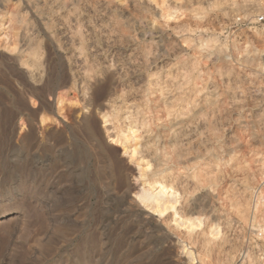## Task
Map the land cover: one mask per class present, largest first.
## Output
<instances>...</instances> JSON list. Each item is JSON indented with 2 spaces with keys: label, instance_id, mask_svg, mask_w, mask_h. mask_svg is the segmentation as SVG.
Masks as SVG:
<instances>
[{
  "label": "rangeland",
  "instance_id": "1",
  "mask_svg": "<svg viewBox=\"0 0 264 264\" xmlns=\"http://www.w3.org/2000/svg\"><path fill=\"white\" fill-rule=\"evenodd\" d=\"M10 17L0 264H183L179 242L199 264H234L253 232L246 264H264V0H0V31ZM104 113L135 124L147 179L176 188L201 229L125 203ZM214 225L224 237L208 243Z\"/></svg>",
  "mask_w": 264,
  "mask_h": 264
},
{
  "label": "bare ground",
  "instance_id": "2",
  "mask_svg": "<svg viewBox=\"0 0 264 264\" xmlns=\"http://www.w3.org/2000/svg\"><path fill=\"white\" fill-rule=\"evenodd\" d=\"M160 9L162 17H170V11L165 13L161 6ZM9 19L11 21L8 27L0 31V48L4 47L3 49L15 53L19 49V42L17 33L13 31V18L10 17ZM66 102L65 98L61 96L58 98L57 110L59 113L66 106ZM109 117L107 113H104L101 118L107 139H110V142L118 144L123 148L124 152L121 150L122 154L128 158L130 163L136 165L138 178L145 180L144 185L140 187L139 194L137 195L138 200L145 210L151 212L159 219L171 216V222L178 230H186L188 233H194L201 229L204 225L203 219L188 218L180 212L179 205L182 196L176 188L164 179H155L152 181L147 179V173L151 169V163L139 157L140 145L136 139L137 129L135 124L128 123L122 127H112ZM3 223L4 221H0V225ZM206 234L208 236V243H215L224 237V232L218 225L211 226ZM177 246L180 251L179 254L183 259V264H199L198 257L190 245L179 242Z\"/></svg>",
  "mask_w": 264,
  "mask_h": 264
},
{
  "label": "water",
  "instance_id": "3",
  "mask_svg": "<svg viewBox=\"0 0 264 264\" xmlns=\"http://www.w3.org/2000/svg\"><path fill=\"white\" fill-rule=\"evenodd\" d=\"M108 147L109 149H113L112 146L110 145ZM120 160L130 173L129 182L127 185V189L124 192L123 200H125V203H134L135 206L139 208L141 211L156 218V216L153 215L151 212L145 210V208L141 205L140 201L138 200L137 195L140 189V184L138 183L137 180L138 178L137 168L134 167L133 164L130 163L128 158L122 154V151H120Z\"/></svg>",
  "mask_w": 264,
  "mask_h": 264
},
{
  "label": "built area",
  "instance_id": "4",
  "mask_svg": "<svg viewBox=\"0 0 264 264\" xmlns=\"http://www.w3.org/2000/svg\"><path fill=\"white\" fill-rule=\"evenodd\" d=\"M260 22H264V17L260 18ZM262 236L263 234H261L260 232L251 233L246 239L245 247L243 246L239 251L237 259L234 264H246V262H248L250 257V246L257 244V240L261 239ZM261 256H263V254Z\"/></svg>",
  "mask_w": 264,
  "mask_h": 264
}]
</instances>
